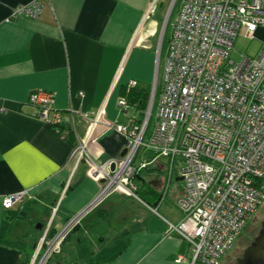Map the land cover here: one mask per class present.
Returning <instances> with one entry per match:
<instances>
[{
  "label": "crops",
  "instance_id": "obj_1",
  "mask_svg": "<svg viewBox=\"0 0 264 264\" xmlns=\"http://www.w3.org/2000/svg\"><path fill=\"white\" fill-rule=\"evenodd\" d=\"M32 1L0 0V264H30L43 232L51 240L77 215L57 258L70 241L78 252L71 264H190L189 244L169 228L183 216L177 166L144 150L134 160L149 162L133 179L141 200L113 191L97 201L104 184L89 177L85 159L75 166L72 157L90 133L87 149L100 162L127 148L129 139L108 123L145 114L137 103L118 102L130 80L151 92L169 0L153 7V0H50L36 18L14 14ZM39 89L55 93L75 144L36 116L28 99ZM100 108L106 121L91 130L84 114ZM66 251L57 264L68 263Z\"/></svg>",
  "mask_w": 264,
  "mask_h": 264
},
{
  "label": "built area",
  "instance_id": "obj_2",
  "mask_svg": "<svg viewBox=\"0 0 264 264\" xmlns=\"http://www.w3.org/2000/svg\"><path fill=\"white\" fill-rule=\"evenodd\" d=\"M44 1L50 0L18 5L14 14L36 18ZM175 8L160 87L162 44ZM241 28L264 40V0H169L147 110L140 121L108 123L129 139L125 154L101 162L94 159L87 149L90 133L72 155L75 166L85 159L89 177L105 179L97 201L113 191L141 200L133 179L138 169L149 164H134L143 146L155 156L167 157L171 167L177 166L183 191L176 203L183 216L169 228L189 244L190 264H216L225 256L264 197V48L257 57L242 55L239 62L229 58ZM135 85L134 80L128 83ZM158 92L156 126L146 141ZM28 102L41 120L50 125L61 122L54 92L35 90ZM118 103L128 106L123 97ZM104 116L103 108L93 116L84 114L91 130L106 121ZM69 185L70 180L64 193ZM22 196H6L4 208H11ZM78 217L51 240L42 237L30 264H46L51 252L58 253L64 233ZM183 259L180 256L178 261Z\"/></svg>",
  "mask_w": 264,
  "mask_h": 264
},
{
  "label": "rangeland",
  "instance_id": "obj_3",
  "mask_svg": "<svg viewBox=\"0 0 264 264\" xmlns=\"http://www.w3.org/2000/svg\"><path fill=\"white\" fill-rule=\"evenodd\" d=\"M168 1V0H167ZM177 12V8L174 9V13L171 15L170 19H169V24L167 26L166 29V34L164 37V41L162 44V54H161V59L159 61V81H158V85L161 87V81L163 80V74H164V67H165V55L167 52V45H168V41H169V37L171 34V29H172V24L175 20V14ZM164 23V22H163ZM264 48V40L261 39L260 37L254 36V37H250L247 35V32L245 30V28H241V30L239 31L237 37L235 38V42H234V46L233 48L230 49L229 52V58L234 59L236 62H239L241 60L242 55H247V56H251V57H257L260 52L262 51V49ZM156 64H157V60H156ZM150 91L147 97V101L146 102V106H145V111L147 110V106L148 103L150 101ZM159 96V92L156 98V102H155V106H154V112H153V116L151 119V123L149 126V130H148V134H147V139H149L154 131V128L156 126V121H155V117L157 114V99ZM145 150V147H141L138 151V155ZM162 161H165V163H167L168 158L167 157H162L161 158ZM182 188L179 187V191H181ZM262 214L264 215V197L262 198L261 204L258 207V210L255 212V214L251 217V219L249 220V223L247 224V226L245 227L244 231L241 233V235L238 236V238L236 239V242L234 244V246L227 252V254L225 256H222L219 261L216 264H234L236 262V257L237 256H241L242 253L244 252V249L251 244V242L255 239L248 240L246 239V234L245 232H248L250 235L252 234V226L255 225L254 223H256V225H258V227L256 228L255 233V237H257V235L259 234L260 228L259 227V220H261L262 218ZM69 229H71V226L69 227ZM49 231V230H48ZM47 232H43L42 236H46L47 238ZM67 232V231H66ZM66 232L64 233V235L66 234ZM42 238V237H41ZM38 241L37 246H36V250L38 249L39 243L41 241ZM65 239V236H64ZM63 239V241H64ZM75 239V237L73 238V240ZM43 240V239H42ZM70 243V241L68 242ZM67 243V248L63 249V253L61 256H59L58 258L54 255V257L52 258V252L50 253L51 255L48 256L46 258L47 262H49V264H57L58 260L60 261V259H63V256H65V249L66 251V259L68 260L67 264H71V260L74 259L75 255L78 253L77 251H71L70 250V245ZM73 248V246H72ZM62 249V247H61ZM40 250V249H39ZM61 251V250H60ZM54 253V252H53ZM41 255V253H40ZM42 256V255H41ZM52 258V259H51ZM46 262V263H47ZM73 262V261H72ZM73 264V263H72ZM196 264H202V263H196Z\"/></svg>",
  "mask_w": 264,
  "mask_h": 264
},
{
  "label": "water",
  "instance_id": "obj_4",
  "mask_svg": "<svg viewBox=\"0 0 264 264\" xmlns=\"http://www.w3.org/2000/svg\"><path fill=\"white\" fill-rule=\"evenodd\" d=\"M126 149L123 150L124 155ZM114 169V165L112 166ZM105 179L101 183H105ZM234 264H264V219L261 223V228L257 237L248 245L240 258Z\"/></svg>",
  "mask_w": 264,
  "mask_h": 264
},
{
  "label": "trees",
  "instance_id": "obj_5",
  "mask_svg": "<svg viewBox=\"0 0 264 264\" xmlns=\"http://www.w3.org/2000/svg\"><path fill=\"white\" fill-rule=\"evenodd\" d=\"M136 86L137 85H135V86H133V87H129V90H128V92H126L125 93V97H123V98H127V99H129L128 100V102H129V104H131L132 105V103L134 104V103H137V105L139 106V107H142L143 109L145 108V106H146V102L145 101H147L146 99H147V95L148 94H146V91L145 90H142V89H136ZM148 93V92H147ZM146 95V96H145ZM144 96V97H143ZM142 97V98H141ZM126 99V100H127ZM142 101L141 103L139 102V101ZM138 102H139V104H138ZM62 121L61 122H58V123H53V124H51V127L55 130V131H57L58 133H60V134H62L63 133V136L65 137V139H68V140H70V141H72L73 142V144H75V136H74V132L72 131V130H68V132L67 133H64V130H63V126H62ZM77 145V144H76ZM76 147V146H75ZM139 170L140 169H138V172H139ZM138 172L135 174V176H137V174H138ZM134 176V177H135ZM137 193V192H136ZM138 195V194H137ZM139 196V195H138ZM52 236V235H51ZM61 247H62V245H61Z\"/></svg>",
  "mask_w": 264,
  "mask_h": 264
},
{
  "label": "flooded vegetation",
  "instance_id": "obj_6",
  "mask_svg": "<svg viewBox=\"0 0 264 264\" xmlns=\"http://www.w3.org/2000/svg\"><path fill=\"white\" fill-rule=\"evenodd\" d=\"M263 219H264V215L262 214V218H261V220H259V222H258L259 227L261 226V223H262ZM254 224H255V225L252 226V234H251V235H250L248 232H245L247 241H248V240H251V241H252L254 238H256L254 232L256 231V228L258 227V225H256V223H254ZM242 254H243V253H242ZM241 256H242V255H241ZM241 256H240V255L237 256V257H236V261H237V259L240 258ZM235 263H236V262H235Z\"/></svg>",
  "mask_w": 264,
  "mask_h": 264
}]
</instances>
